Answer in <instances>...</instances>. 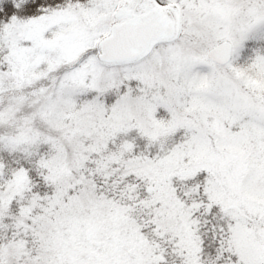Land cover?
<instances>
[{
  "label": "snow or ice",
  "instance_id": "obj_1",
  "mask_svg": "<svg viewBox=\"0 0 264 264\" xmlns=\"http://www.w3.org/2000/svg\"><path fill=\"white\" fill-rule=\"evenodd\" d=\"M0 264H264V0H0Z\"/></svg>",
  "mask_w": 264,
  "mask_h": 264
}]
</instances>
